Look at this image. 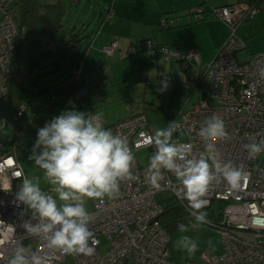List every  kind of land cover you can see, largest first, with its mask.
I'll list each match as a JSON object with an SVG mask.
<instances>
[{"label": "built area", "instance_id": "obj_1", "mask_svg": "<svg viewBox=\"0 0 264 264\" xmlns=\"http://www.w3.org/2000/svg\"><path fill=\"white\" fill-rule=\"evenodd\" d=\"M19 1L0 0V91L5 92L0 93V100L9 94L8 80L16 51L14 40L19 33ZM204 7H193L192 17L203 19L215 13L229 27L225 41L211 61L203 63L196 50L177 54L164 45L158 54L152 38L146 40V51L165 63L180 62L186 82H196L190 74L191 69L199 70L210 79L208 97L216 104L202 100L178 114L174 121L181 125L178 132L185 136L179 142L191 143L196 154L204 151L200 127L207 118L218 114L225 121L230 139L217 143V149L225 162L232 161L247 174L240 187L231 189L222 183L214 185L207 195L209 204L205 209L216 215L209 223L223 237V252H204L201 261L185 259L182 263L171 257L170 234L160 221L164 202L173 197L190 214L192 210L186 200L181 202L177 198L171 187L165 185L157 190L148 184L145 178L148 164L138 162L136 151L155 148L147 143L152 136L147 117L143 112H137L113 124H104L114 133L127 137L135 156L133 170L137 179L122 182L117 199L92 201L90 212L94 221L89 227L97 240L95 252L92 256L72 255L74 264H264V227L253 224L255 220L264 222V152L250 158L244 148L246 144L264 139V79L258 71L264 66V51L251 53L245 60L238 57V53L246 48L245 41L239 36L240 27L264 10V0H244L210 9ZM175 21H178L175 17H169L162 23L168 27L174 26ZM119 47V42L114 40L102 50L113 54ZM80 76L79 69L74 78L78 80ZM26 109L24 104L21 105L15 112L14 121H18ZM11 122L6 116L0 117V241L3 242L0 243V264H7L8 253L15 242H22L26 249L43 255L47 264H64L67 254L48 249L44 241L27 236L23 228L24 221L31 219V212L16 200L26 173L5 143L4 130ZM166 179L173 185L179 183L171 173H166ZM51 189L49 186L47 191ZM11 228H15V232L10 231ZM30 239H35V243L30 244Z\"/></svg>", "mask_w": 264, "mask_h": 264}, {"label": "clouds", "instance_id": "obj_2", "mask_svg": "<svg viewBox=\"0 0 264 264\" xmlns=\"http://www.w3.org/2000/svg\"><path fill=\"white\" fill-rule=\"evenodd\" d=\"M258 71L264 79V66ZM160 83L158 90L165 92L169 87L167 79ZM178 131L181 125L172 121L149 137L147 143L154 145L155 151L145 178L152 188L161 190L166 185L181 202L186 200L195 217V228L207 222L203 209L209 204L210 189L222 183L236 189L247 174L232 161L225 162L217 149V143L230 139L225 121L218 114L207 118L200 127L204 151L199 154L193 152L191 143L174 139ZM244 148L254 158L264 152V139ZM29 160L43 170L52 189L43 190L39 177H23L16 200L31 212V219L23 223L26 235L40 238L48 249L63 254L92 256L97 240L89 227L94 216L86 207L87 201L117 199L121 183L137 179L133 170L135 156L127 137L106 128L99 113L65 110L38 129ZM166 173L179 183L173 185ZM253 224L264 227L260 220ZM178 229L188 231L184 224H179ZM10 231L15 232V228ZM177 246L189 255L198 250L197 242L187 235L177 241ZM7 264H47V260L26 249L22 242H15Z\"/></svg>", "mask_w": 264, "mask_h": 264}, {"label": "rangeland", "instance_id": "obj_3", "mask_svg": "<svg viewBox=\"0 0 264 264\" xmlns=\"http://www.w3.org/2000/svg\"><path fill=\"white\" fill-rule=\"evenodd\" d=\"M38 1L44 3H55L60 0ZM62 1L66 2L68 9L66 17L64 18V28L60 35H66L69 28L76 25L78 28L87 27V30L85 28V31H87V34L91 33L92 36L90 39H85L80 44L79 48H77L76 51H74L71 55H67L66 57L60 59L64 52L59 51L57 40L55 41L52 39V35L48 31H44L41 27H38L32 33L31 38L33 36L40 38L47 44L46 47L54 49L55 52L50 58L44 61L34 73V81H40V83H38L39 86L37 87L33 82L28 83V86L22 89L21 94L23 97L29 96L30 98L31 95L35 94V92L39 90V88H44L47 83H50L49 79L55 77L54 75H56L59 69H61L63 72L62 74L65 75L68 72L67 68L70 66V64H72L74 69H77L78 65L81 64V66H83L84 73L86 74V66H88L91 56L95 55V63L103 62V64L107 65V73L109 76L111 75L114 77V79H108V87H105L107 75H104L100 72L99 74L93 76L94 79L89 77L87 79V83L85 82L87 89L83 87L80 90H77L75 93V97H78L81 100L78 99V102H71L70 104L66 105L61 104L54 110V116L59 115L65 110L75 109L82 112L95 113L92 111L99 109L102 117L105 118L104 121L111 122L116 120L120 114L126 115L132 112L133 114L136 112H143L147 116L148 125L153 135L157 129L166 128L169 122L174 121L176 118V112L182 109V107L188 109L192 107L194 103L208 98L209 80L207 77H205L201 88H199L196 93H194L192 98H188V95L191 93L190 91L186 93L184 88H180L178 90H173L169 95V99H166V94L160 96L159 99V97L155 95L157 92L156 89L148 87L146 83L147 80L144 79H140L139 82L142 84V87L146 88H142L141 91L136 92L135 89L137 87L130 85L129 82L124 80L127 78V70L139 68L140 65L137 66V62H135V59L138 57V55L142 56V59L143 57L147 58V60H149L150 56L147 55L145 51L136 54L134 49H128V53H124V51L118 52L119 49H117L113 54L107 55L102 52L103 47L108 45L102 44L101 40L103 38L111 39L112 37H115L118 39L119 44L123 40H129L133 44L137 43V39L148 32L147 30L149 25L144 24L145 21L151 22L153 20L154 25H152L153 27L151 29L156 27V31L159 33V36L161 28L168 29L164 28L162 25L164 17L161 18L159 25V18L151 15L153 6L157 5L155 0ZM175 1L180 4L182 0ZM185 1L186 3L191 1L194 4L200 2L202 3L204 0L200 2H196V0ZM236 1L237 0H211L210 3L207 2L205 4L203 3L202 5L205 6V9H210L212 7H220L228 3L232 4ZM216 15L217 14L214 13L209 18L193 24H186L187 22L185 23V21H182L181 16H178L180 18L175 17L178 21H175L174 26L169 28L176 27L173 28L172 31H174L176 34L179 33L181 42L183 40L189 46V51L186 53H189L192 50L202 53L215 44L216 41H213L217 37L215 34L221 31V26H219L217 23L218 17ZM155 21L157 23H154ZM96 33H98V41L96 40L97 37L95 39ZM239 36L246 43V48L238 53L239 60H245L251 53L264 51V10L259 12L255 17L244 22V24L240 27ZM192 45L194 47H191ZM89 53L90 56L88 58ZM68 56L69 58H67ZM210 60H212V57ZM210 60L208 59L207 62ZM57 63H60V65H57ZM62 63L65 64V68H63ZM118 67L120 70L122 67L124 68V72H126L125 78H122L124 73L122 70L121 74L117 73L116 69ZM137 72L139 76L142 75V73L139 71ZM43 73H45L46 76ZM134 73H136V71ZM43 77H46L45 79L47 80L42 79ZM87 90L89 92L86 96ZM143 91H146L148 95L152 94L150 95V98L147 96V100L159 107L146 106L142 108L144 104L138 103L136 100L141 98L140 95H143V97L145 96ZM98 93L102 96L108 95V97H106V101L101 100L97 95ZM153 95L155 99H152ZM133 96H135L134 101ZM51 97L52 95L38 97L32 106H35L37 102L50 104L52 102ZM164 98L166 104L160 103V101L164 100ZM208 101L212 105L216 104L212 98H208ZM131 103L132 110L129 109ZM16 111L17 110L14 111V109L11 107L8 98L0 100V117L6 116L10 121H12L11 124L8 125L4 130V137L8 140V142L5 140V143L8 145V148L15 152L16 158L23 166L26 176L30 178L39 177L42 189L47 191L48 187L51 185L46 182L43 175V170L36 166L33 160H29V156L31 155L33 146L37 139V131L39 128H41L34 124L36 114L33 113V109L31 107H28L22 118L19 121H14L13 118ZM174 139H177L178 141L184 140L185 136L177 132L174 134ZM10 141H14V143L12 144ZM154 151L155 149L150 150L149 148H141L137 150L136 156L138 162L141 165L148 164ZM92 201L93 200H88L86 204V207L89 211L92 208ZM203 211L207 213L208 219L206 223L200 224L199 226L193 228L192 225L195 223V217L190 216L188 223L185 224V226L188 228V231L180 232L177 228L171 233L169 250L171 257L177 263H182L185 259L200 260V257L204 252L208 254H217L223 252V237L218 232L217 228L209 223V221L215 220V215H210L209 210L207 209H204ZM185 235L191 237L198 244V250L194 255H189L185 250L177 246V241ZM34 243L35 239H30V244ZM64 264H74L72 255L67 256Z\"/></svg>", "mask_w": 264, "mask_h": 264}, {"label": "crops", "instance_id": "obj_4", "mask_svg": "<svg viewBox=\"0 0 264 264\" xmlns=\"http://www.w3.org/2000/svg\"><path fill=\"white\" fill-rule=\"evenodd\" d=\"M60 1H62V0H60ZM155 1L157 2V5L153 6V10L151 12V15L155 16L156 18H159V23H158L159 25H160L161 18L164 17V16H170V17L181 16L182 21H185V23L187 22L186 24H193V23H196V22H200L201 20H204L206 18H209L210 16L213 15V14L210 13L209 15L205 16L203 19H197V18L192 17V15H191V9L193 7H195V5H198V4L202 5L203 3L205 4L207 2L210 3L211 0L210 1L209 0H204V1L203 0H196V2H198V1L199 2L203 1V2L202 3L201 2L200 3H194V4L191 1H188L186 3L185 0H182L180 2V4H178L177 1H175V0H161V1L155 0ZM241 1H244V0H237L234 3H239ZM234 3H232V4H234ZM230 4L231 3L224 4L223 6L230 5ZM66 7H67V4H66ZM66 9H68V7ZM216 16L218 17L217 23L219 24V26H221L220 27L221 31L215 34V35H217V37L213 40V41H216L215 44L211 48H209V49L205 50L204 52L200 53L203 63H208L207 60L208 59L210 60L211 57L212 58L214 57L213 55L216 54L217 50L223 44V42L225 41V39H226V37H227V35L229 33V29L227 27V24L223 20V18L220 15H216ZM178 18H180V17H178ZM154 23H157V22L155 21ZM144 24L149 25V28L147 30L148 32L145 35L139 37L137 39V43L133 44L129 40L121 41L118 52L124 51V53H128L129 52L128 49H134L136 54H139V52H142V51L144 52V47L145 46H144V42H142L141 39L152 38L154 41H156V42H158L160 44H163L164 46L168 47L174 53H177V54H188L186 52L189 51V46L183 40L181 42V39L179 38V33L176 34L174 31H172V29L176 28V27L168 28V29H162V28L160 29L159 28L160 29V36H159V33H157V31H156V27L151 29L153 27L152 25H154L153 24V20L151 22L150 21H145ZM85 28L87 30V27L78 28V26L75 25V32L79 33L80 36H84V35L87 34V31H85ZM167 30H168V32H167ZM89 35L85 36L86 37L85 39H87V38L90 39L92 34L90 33ZM97 36H98V33H96L95 39H96ZM77 39H78V37H77ZM96 40L98 41L99 37H97ZM114 40L118 41L117 38L112 37L111 39L103 38L101 40V42H102V44L105 45V44L111 43ZM82 42H78L76 44V46L72 50L67 52L66 56L67 55H71L74 51H76V49L79 48V46H80V44ZM191 47H194V46L192 45ZM52 50H53L52 53L49 56L45 57L36 66L35 70L32 72V76L28 78V81H26V84L24 85L23 89L25 87H27L28 83H30V82H33L37 87L39 86L38 83H40V81H37V80L34 81V77H33L34 73L38 70V68L42 65V63L44 61H46L48 58H50L54 54L55 51H54V49H52ZM131 53H133V52H131ZM89 56H90V53L88 54V58H89ZM64 57L65 56H63V58ZM117 57H118V55H117ZM67 58H69V56ZM60 59H62V57H60ZM160 60L159 59H155L153 57H150L149 60H147V58H145V57H143V59H142V56L138 55V57H136V59H135V62H137L136 63L137 66H139V65L140 66L137 69H133L134 72L136 71V73H134L133 70H131V69L127 70V73H126V72H124L125 70L122 67L121 70L124 72L123 75H122V78H125V73H126L127 78L124 79V80L129 82L130 85L137 87L135 89L136 92L141 91L142 88H144V89L146 88V87H142V84L139 82L140 79L147 80V82H146L147 86L150 87V88L156 89L157 92L155 93V95L157 97H159V99H160V96H162L164 94H166V96H167L166 99L167 98L169 99L170 98L169 95L172 93V91L173 90H178L180 88H184L186 93H188V91H190L191 93H190V95H188V98L189 97L192 98L194 93H196V91L199 88H201V86H202V83H203V81L205 79L203 74L197 69L196 70L195 69H191L190 70V74L194 75L193 76V78H194L193 80L196 81V82L192 81L191 83H189V81L186 82L184 80V74H183V72L181 70L182 66H181L180 62L174 61V62H171V63H165L162 60L161 61ZM95 61H96V56L95 55L91 56L90 62L88 64V66H86V74L84 73L83 66H81V64L78 65L76 70L81 69V71H82V73L84 75V78L86 80L85 81L86 83H87V81H88L87 79L89 77L93 78L94 75L99 74L100 72L102 74H104V75H107L106 76L107 80L105 82V87H108V79L112 80V79H114V77H112L111 75L110 76L108 75V73H107L108 72L107 65L103 64V62L102 63H95ZM57 65H60V63H57ZM64 65L65 64H63V68H65ZM67 70H68V72L64 75V74H62L63 73L62 70L59 69L57 71L56 75H54L55 77L50 78L49 79L50 83H47V85L44 87V88H48L49 87L50 90L48 92H46L44 95H39V96L37 95L36 97H34V100L32 101V104L35 103V101H36V99L38 97H44V96H48V95H52V97H51L52 102L50 104H44V103L37 102L35 106H37V105L50 106L52 104H55V109H56L61 104L62 105H66V104H70L71 102H78L77 100L74 101V99H72V97H73L72 96V94H73L72 93V89L71 90L68 89L69 85L72 83V76H71L72 73L71 72L74 71L75 69L72 67V64H70V66L67 68ZM116 70H117L118 74L122 73L119 67ZM137 71L142 73V75L143 74H145V75H143V76L141 75L142 76L141 77V76H139L137 74L138 73ZM111 72H112V70H111ZM43 74H45V73H43ZM45 76H46V74H45ZM45 78L46 77H43L42 79H45ZM164 79H167L169 87H168V89L165 92H160L159 93L158 89L162 86L160 82L162 80H164ZM45 80H47V79H45ZM208 80H209V86H210V79L208 78ZM39 90H40V88H39ZM208 90H209V87H208ZM21 92H22V90H21ZM21 92H20V94H21ZM143 92L145 93V96L143 97V95H140L141 98L136 100V101H138V103L144 104L142 108H144L146 106H149V107L156 106L155 104L150 103L149 100H147V96L150 98L151 97L150 95H152V94L148 95L146 91H143ZM97 95L103 101L104 100L106 101V99H107L106 97H108V95L102 96L99 93ZM21 96H22V94H21ZM133 97L132 98H133V101H134L135 100V96H133ZM24 98H26L28 101L31 100V97L29 98V96L24 97ZM208 98H212V97H208ZM208 98H206L204 100H208ZM152 99H155L154 95L152 96ZM132 103L130 104V108L129 109H131ZM160 103L166 104L165 103V98H164V100H161ZM196 103H194V104H196ZM32 104L29 105V107H31L33 109L35 106H32ZM156 107H159V106H156ZM12 108L14 109V107H12ZM184 109L185 108L182 107V109H180L178 112H176V117ZM14 111H15V109H14ZM92 112H95V113L98 112L99 114H101L99 109L93 110ZM132 114H133V112L130 113V114H126V115L125 114L124 115L120 114V116H118L116 120L111 121V122H105L104 121L105 118L102 117V122H103V124H106V125L107 124H113V123H115V122H117V121H119V120H121V119H123L125 117H128V116H130ZM101 116H102V114H101ZM35 125L38 126V127H42L40 124L39 125L35 124ZM148 127H149V125H148ZM149 130H150V127H149ZM7 142H8V140H7ZM10 142L12 144L14 143V141H10ZM14 154H15V152H14Z\"/></svg>", "mask_w": 264, "mask_h": 264}, {"label": "trees", "instance_id": "obj_5", "mask_svg": "<svg viewBox=\"0 0 264 264\" xmlns=\"http://www.w3.org/2000/svg\"><path fill=\"white\" fill-rule=\"evenodd\" d=\"M66 8V3L64 1H57L55 3H44L39 2L38 0L19 1V33L14 40L16 51L10 78L8 80L9 94L5 97L9 99L11 106L14 107L15 110H18L23 104L26 108H28L34 100L33 97H36L37 95H44L50 90L49 87L38 90V93L35 92V94L31 95V100L29 101L20 94L26 84V81H28V78L32 76V72L35 70L36 66L53 51L52 49L46 47L47 44L40 38L36 36L31 38L32 33L38 27H41L44 31H48L52 35V39L55 41L57 40L59 51L64 52V54L61 55L62 58L63 56L66 57L68 51L72 50L78 42H82L86 38L85 36L90 34L80 36L79 33L75 32V26H73L69 28L66 35H60L64 28V18L67 13ZM169 17L170 16H164V19H168ZM162 25L164 28L173 26L170 24L166 27L164 23H162ZM147 39L149 38L141 39V41L144 42V51L148 55L146 51ZM154 45L158 51L157 53L159 54V50L162 48L163 44L155 41ZM153 58L158 59L157 57ZM76 71L77 70L75 69L71 72L72 83L68 87L69 90L72 89V99H74V101H78V99L75 98L76 91L83 87L86 88V80L82 71L80 79L77 80L74 78V73H76ZM54 110L55 104L50 106H35L33 108V113L36 114L34 123L37 125L40 124L43 127L46 122L50 121L54 117ZM164 204L165 209L160 216V221L162 226H164V228L171 235V233L178 228L179 224H187L190 216H193L173 197L166 198ZM209 214L215 215L211 212Z\"/></svg>", "mask_w": 264, "mask_h": 264}]
</instances>
